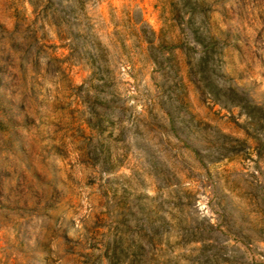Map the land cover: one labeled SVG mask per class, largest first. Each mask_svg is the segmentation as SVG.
<instances>
[{"label":"rangeland","instance_id":"374dc122","mask_svg":"<svg viewBox=\"0 0 264 264\" xmlns=\"http://www.w3.org/2000/svg\"><path fill=\"white\" fill-rule=\"evenodd\" d=\"M199 2L255 122L158 0H0V264H264V0Z\"/></svg>","mask_w":264,"mask_h":264},{"label":"trees","instance_id":"16d2710c","mask_svg":"<svg viewBox=\"0 0 264 264\" xmlns=\"http://www.w3.org/2000/svg\"><path fill=\"white\" fill-rule=\"evenodd\" d=\"M158 2H160L159 7L161 9L162 19V28L157 37L159 41L158 48L161 52V56L160 58H155L154 63H156L157 65H161L162 62L159 59H162L164 63H166L171 67V69H173V50H175L176 48H182L183 46L190 50V41L197 43L198 45H200V47H202V49L200 51L201 55L196 60L195 68L197 70L199 81L203 83L204 90L212 96V99L215 101V103H219L224 107H227L230 103L242 107V109L246 111L247 116L255 122L256 114L254 113L257 110H260L259 106L249 105L247 102H244V99L241 98L234 89L226 91L222 88H219L214 82L215 47L220 42L226 44L227 39H230L231 36L229 34H226L225 38H222L221 35L218 37L214 35L212 36L209 31L202 30L201 25H197V15L199 12L203 11V5L199 2V0H177L176 5L178 6V13L175 19L165 16L164 12L166 1L158 0ZM173 20L178 22L179 25L183 24L182 32L186 33L185 36H182V34L178 36L170 35V23ZM153 35L156 38L155 33H153ZM147 43L150 44L151 47H153L155 41H147ZM165 51H168L167 56L165 54ZM104 248L110 250V242H106L104 244ZM112 252L114 253L113 255H115L117 252V247L113 248ZM111 259H113L112 261H114V258ZM128 264H135V262L130 261Z\"/></svg>","mask_w":264,"mask_h":264}]
</instances>
